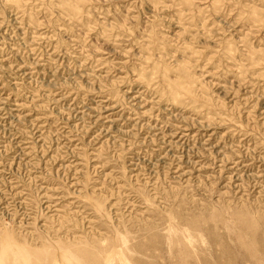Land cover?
Masks as SVG:
<instances>
[{"label":"rangeland","instance_id":"374dc122","mask_svg":"<svg viewBox=\"0 0 264 264\" xmlns=\"http://www.w3.org/2000/svg\"><path fill=\"white\" fill-rule=\"evenodd\" d=\"M0 264H264V0H0Z\"/></svg>","mask_w":264,"mask_h":264}]
</instances>
